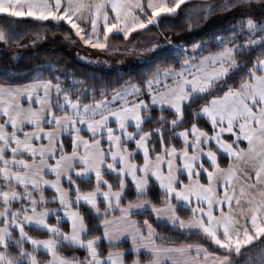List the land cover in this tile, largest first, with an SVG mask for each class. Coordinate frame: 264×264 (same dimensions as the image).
I'll return each mask as SVG.
<instances>
[{"label":"snow or ice","instance_id":"snow-or-ice-1","mask_svg":"<svg viewBox=\"0 0 264 264\" xmlns=\"http://www.w3.org/2000/svg\"><path fill=\"white\" fill-rule=\"evenodd\" d=\"M225 13L227 27L191 44L131 40ZM0 20L9 47L61 29L103 53L121 37L148 64L115 85L51 64L0 83V264H264V0H0Z\"/></svg>","mask_w":264,"mask_h":264},{"label":"trees","instance_id":"trees-1","mask_svg":"<svg viewBox=\"0 0 264 264\" xmlns=\"http://www.w3.org/2000/svg\"><path fill=\"white\" fill-rule=\"evenodd\" d=\"M193 2H195V0H193ZM231 21L232 17L228 16L226 13L217 14L206 24L189 31L183 19L177 18L164 22L165 24L175 25L174 29L169 28L167 31L161 32V30L157 28H152L149 32H141L138 35H134L131 37V40L137 41L146 38L151 42L161 44L165 50H170L180 43L191 44L216 28L221 26L227 27ZM0 23H3V21L0 20ZM21 27L32 29L35 26L31 23H22ZM62 31L63 30L61 29L50 28L47 38L41 39L35 45L30 43V40L32 39L31 35L26 36L24 40L21 41V43L25 45L22 48L18 46L9 47L0 44V83L24 84L31 79L40 65L47 67L49 64L53 66V71L58 69L57 74H59V72H66L69 77L74 76L77 79L86 80L89 85L94 84L97 87L103 84L115 85L119 78L126 80L131 76L133 79H136L147 70L148 64L139 53L135 55L126 54L133 59L129 62L126 61V55L122 58L111 59L116 62L113 68L96 67L83 62L78 59L80 52L76 51V43L65 40ZM164 36H167L172 40V45L166 43L163 39ZM112 43L121 45L127 42H124L121 37H117ZM107 58L109 57L107 56ZM44 75L47 76L49 73L45 71ZM156 115H158V113H153L154 117ZM201 123H203V121H201ZM154 124L155 120L150 122V125L148 126H154ZM65 144L70 151L71 142L67 137H65ZM65 186L67 187V184H65ZM153 191H155V189ZM52 194L51 191L46 193V195L49 196ZM129 198H132L131 193L129 194ZM50 206L55 207V205ZM181 214H185V210L182 209ZM144 218V215L136 217V219L141 221ZM149 219L150 222L153 223L157 232L167 236L172 242L180 243L189 239L186 233L178 231L166 223H158L154 217H149ZM93 234L101 235L102 233L100 230H96ZM192 239H197V237L194 236ZM120 247L129 249V244L124 243L120 245ZM100 248L104 253L108 250V246L104 241L101 242ZM61 251L67 256H72L74 253L77 255H83V250L71 247L63 248ZM134 257L135 255L129 252L127 259L131 261ZM142 259H148V257L143 256Z\"/></svg>","mask_w":264,"mask_h":264},{"label":"rangeland","instance_id":"rangeland-1","mask_svg":"<svg viewBox=\"0 0 264 264\" xmlns=\"http://www.w3.org/2000/svg\"><path fill=\"white\" fill-rule=\"evenodd\" d=\"M150 42L151 41H149L148 39L144 38L142 40L133 41V44L135 45V47L137 49H139L141 47H147ZM125 44L119 45V44L114 43L113 45L115 47H118L119 51L111 52V53H103V52H101L99 50L91 49V48H89L87 46H83V45H81L79 43H76L75 47H77L76 51L80 52L79 57H78L79 60H81L83 62H86V63H88L90 65L96 66V67L98 66V67H103V68H108V67L109 68H113L115 66L116 62L112 61L111 59L122 58V57H125L126 54L127 55L128 54L129 55H131V54L135 55V54L138 53V52H132V51H125ZM133 44H127V47L129 49H131L133 47ZM15 53H17V52H15ZM107 56L110 59L107 58ZM132 60L133 59L131 58V56H127V58H126L127 62L132 61Z\"/></svg>","mask_w":264,"mask_h":264},{"label":"crops","instance_id":"crops-1","mask_svg":"<svg viewBox=\"0 0 264 264\" xmlns=\"http://www.w3.org/2000/svg\"><path fill=\"white\" fill-rule=\"evenodd\" d=\"M49 178H51V177H49ZM156 220V219H155ZM157 221V220H156ZM158 223H164V222H161V221H157ZM105 242V244L108 246V243H107V241H104ZM124 243H128L129 244V249H130V242L129 241H123V242H121V244L120 245H122V244H124ZM129 252H131V251H129ZM132 254H134L135 255V253H133V252H131Z\"/></svg>","mask_w":264,"mask_h":264}]
</instances>
